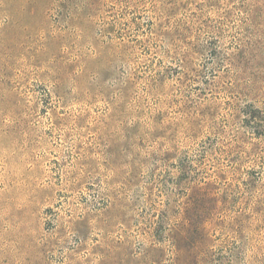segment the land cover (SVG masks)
I'll return each instance as SVG.
<instances>
[{
  "label": "rangeland",
  "instance_id": "obj_1",
  "mask_svg": "<svg viewBox=\"0 0 264 264\" xmlns=\"http://www.w3.org/2000/svg\"><path fill=\"white\" fill-rule=\"evenodd\" d=\"M0 264H264V0H0Z\"/></svg>",
  "mask_w": 264,
  "mask_h": 264
}]
</instances>
